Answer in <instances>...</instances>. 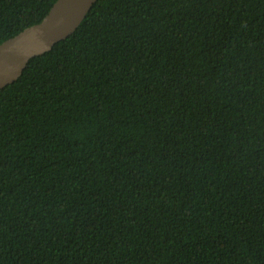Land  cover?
I'll list each match as a JSON object with an SVG mask.
<instances>
[{"label":"trees","instance_id":"trees-1","mask_svg":"<svg viewBox=\"0 0 264 264\" xmlns=\"http://www.w3.org/2000/svg\"><path fill=\"white\" fill-rule=\"evenodd\" d=\"M56 0H0V43ZM0 264H264V0H97L0 89Z\"/></svg>","mask_w":264,"mask_h":264},{"label":"water","instance_id":"water-1","mask_svg":"<svg viewBox=\"0 0 264 264\" xmlns=\"http://www.w3.org/2000/svg\"><path fill=\"white\" fill-rule=\"evenodd\" d=\"M97 0H56L46 16L0 43V89L23 73L29 60L72 34Z\"/></svg>","mask_w":264,"mask_h":264}]
</instances>
